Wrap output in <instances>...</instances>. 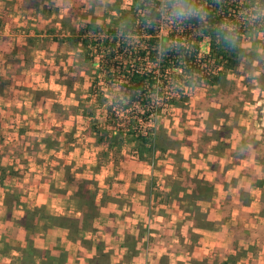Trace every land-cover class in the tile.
I'll return each mask as SVG.
<instances>
[{"label":"crops","instance_id":"crops-1","mask_svg":"<svg viewBox=\"0 0 264 264\" xmlns=\"http://www.w3.org/2000/svg\"><path fill=\"white\" fill-rule=\"evenodd\" d=\"M54 1L62 4L55 15L59 25L69 0H0V141L14 134L1 124V117L9 126L17 125L19 114L13 108L22 98L18 93L36 89L32 74L36 64L31 62L36 49L46 42L47 50H60L62 37L68 38L62 33L60 41L57 35L48 40L54 32L43 29L54 21V7L47 6ZM254 85L252 93L240 99L243 111L233 109L227 118L231 129L241 130L238 136L246 140L233 143L213 133L212 153L199 157L197 151L206 145L200 140L199 131L207 127L202 121L190 134L177 137L181 160L174 164L171 157L166 162L172 164L162 162L160 171L165 176L159 183L152 180L144 159L134 161L131 143L118 147L121 156L116 163L122 164L114 169V182L99 191L96 184L95 191L90 189L86 177L73 178L68 186L70 162L63 158L64 163L55 162L58 156L51 149L45 153L52 172L39 170L37 176L30 172L35 167H29V172L21 169L32 164L19 165L17 153H4L0 143V264H219L227 258L234 264H264V78ZM65 87L66 94L74 96L75 91ZM29 100L33 109L21 116L34 114L49 121L43 135L51 136L67 122L57 125L54 119L53 125V108L46 110V103L42 104L47 99ZM75 116L86 125H76L84 138L93 137V126L85 120L91 118L85 112ZM254 117L262 124L256 120L254 127ZM216 126L208 123V129ZM71 128H75L72 123ZM198 181L208 183L209 189ZM159 185L163 188L153 192ZM78 188L96 194L91 206L79 202ZM57 217L76 221L75 226L61 225Z\"/></svg>","mask_w":264,"mask_h":264},{"label":"rangeland","instance_id":"rangeland-1","mask_svg":"<svg viewBox=\"0 0 264 264\" xmlns=\"http://www.w3.org/2000/svg\"><path fill=\"white\" fill-rule=\"evenodd\" d=\"M69 1L67 15L63 16L64 20H61L59 25L55 24L56 19H58V16L55 15H59L57 9L60 8L61 12V2V5L57 1L52 2V5H47L49 8L54 7L53 15L51 16V19L54 20L53 23L43 28L44 30L49 29L54 32L53 36L49 37L48 40L57 35L56 39L60 41L59 37H61L62 33H66L68 38L62 37V42L64 43L60 50L55 51L49 48L47 50L45 42L39 46V49H36V54H33L31 62L37 65H33L35 70L32 72L33 79L37 80L36 89L33 90L34 87L30 88V90L24 88V90H20V93H18L23 99L18 98L17 107L13 108L19 114V117L15 120L17 125L9 126L4 116L1 117V121L4 122L1 124L7 127L5 128L8 129L7 131L13 129L17 137V139H13L15 136L13 133L6 134L0 141L2 144L1 150L6 154L17 153L21 161L19 165L25 164L26 161L32 165L34 164L33 166L25 164L26 166L21 168L22 170L29 172V167H35V170H31L30 172L37 174V176L39 175L37 173L39 170L42 171V174H50L52 172L49 169V167L52 168L49 166L51 160L45 152H47V149H51L54 153H57L56 157L58 156L55 162L64 163L63 159L70 162V165L65 166L68 172L66 176L69 179L67 185H71L73 178L86 177V180L92 185L90 189L94 190L95 186L93 185L96 184L99 191L100 189H104L105 183L111 184L114 182V172L117 170L115 167H119L122 164L116 163L117 157L121 156V149H118L117 146H109L117 143L120 147L124 143H131L132 148H130V151H132L134 161L138 162L136 159H144V166L150 171L149 175H151L152 180L155 183H159L158 181L161 182L165 176L160 171V168L162 169L163 167L162 162L168 165L172 164V162L175 164L176 161L181 160V148L180 150L177 148V137L182 138V136L190 134L194 131L193 127L200 126L198 124H201L202 121L207 123V127L202 126V129L199 131L201 133L200 137H202L200 140L204 144L206 143V145H203L204 147L200 151H197L200 154L199 157L202 154L207 155L212 153L213 133L214 136L221 135V138L228 137L233 143L239 141L241 137L238 134L241 135V130L233 131L227 118L233 109L237 113L243 111V108L241 110L240 99L250 95L249 93H252L256 81L264 78V28L257 31L250 29L242 36L240 43L242 52L237 64L231 70L222 73L220 79L213 86H208L206 79L201 76L200 80H192L189 83L183 84L184 87H178L172 83L167 88L165 87L164 95H170L164 100L158 98L159 103L157 104H160L161 111L148 113L144 116L146 119L145 123H148V127L154 128V132L150 138L146 136L147 144H142L136 137H128L126 135L127 130L123 126L124 119H128L127 117H129V115L124 114L125 109L130 110L131 107L136 105L137 110L133 113V117L137 115V118H141L142 109L140 105L136 100L132 102L128 97L124 96L125 94L122 92L121 82L119 81L120 78L116 74H113V71L106 73L99 70L97 63L98 55H95L96 51L94 50V46L96 45L94 41L97 38L94 36L93 38L86 39L85 44L87 47L85 48L82 42L86 36H81L80 40L76 41L75 34L76 31H80L84 27L85 23L91 22L101 26L103 31H105L106 26L116 28L123 21L122 18L128 16L127 10L133 0ZM54 3L56 4L55 6ZM159 38L164 41L166 34H161ZM134 39L135 37L131 39L132 45L135 44ZM199 45L200 53L207 51L206 40L201 41ZM42 49L45 52H41ZM85 51H87L86 54L88 53V56L92 57L93 60L86 62L83 59L81 53ZM116 61H118L116 63L118 66L121 62L123 65H128L129 63H133V57H129V54H118L116 55ZM202 73L199 75H202ZM66 84L71 88V91H75L74 96L69 97L66 94L68 91L65 87ZM92 84L94 85L93 88H91ZM112 89L118 93V97L114 102H110L108 96L109 90ZM24 97L28 100H24ZM31 97H36L37 100L40 98L47 99L42 103H46L44 108L46 110L49 107L53 108L55 115L60 117L53 118L55 115L53 117L49 115L53 119V125H55V122L57 125H63L62 121L67 122L57 130L54 128L56 131L50 134L51 136L43 135L46 132L41 133V131L46 128V124H50L49 121L41 118L38 119L34 114V116L32 115L29 118H22L24 114L27 115L26 111H32L33 109V102L29 100ZM84 99L87 101L85 102ZM37 104H39V101H37ZM248 109L251 110L252 108L249 107ZM76 112L79 114L85 112L87 117L91 118L89 120L86 118L85 120L89 125L94 126L92 133H94L93 137L95 139L92 136L90 139L89 137L85 139L82 134L84 131L76 128V125L77 127H79L78 125L82 127L86 126L85 124H80L83 118L76 117ZM202 112L204 113L203 115ZM91 114L93 116H90ZM140 118L138 119L141 120L142 118ZM258 119L254 117V127H256L255 122ZM9 120L11 119L9 118ZM78 120L80 122H76ZM258 121L260 122V120ZM71 123L73 127L75 125V128H71ZM208 123L216 124L217 126L215 129H212L214 127L208 129ZM224 125L225 127L223 128ZM142 132L144 134L145 130H142ZM100 134L107 137V140L97 142ZM108 136L115 137L117 141L111 144L108 141ZM161 137L165 140L164 144L162 143V150L164 151H161V147H159V142L162 140ZM248 139L250 140V136H248ZM245 140L241 138L240 142L242 143ZM15 148H18V150H15ZM140 151L143 154V158H139L138 156V152ZM83 154L85 155L83 156ZM238 154L239 150H235L234 155ZM191 155L196 158L198 157L195 154ZM171 157L172 162H166V159ZM22 170H19V172ZM80 175L84 177H80ZM88 177L90 179H87ZM77 181L79 180H76V183ZM159 188L162 189L163 185L156 186V190H153V192H159ZM98 191L95 193H98ZM91 196L94 201L96 194H92ZM7 250L11 249L9 247L7 249L6 247ZM237 252L236 256L238 257L241 255V250Z\"/></svg>","mask_w":264,"mask_h":264},{"label":"trees","instance_id":"trees-1","mask_svg":"<svg viewBox=\"0 0 264 264\" xmlns=\"http://www.w3.org/2000/svg\"><path fill=\"white\" fill-rule=\"evenodd\" d=\"M196 2L203 6V12L177 17L170 15V9L163 6L166 0H133L127 10L128 16L122 18L123 21L116 28L106 26L103 31L101 26L91 22L85 23L80 31L75 32L76 41H79L81 36H86L82 42L85 48L86 39L94 36L97 38L94 41L96 43L94 50L95 55H98L99 70L106 73L113 71L112 73L120 78L124 96L132 102L136 100L140 105L142 119L138 117L141 119L139 120L137 115L133 117L137 110V106L134 105L130 110L125 109L124 114L129 117L124 119L123 126L128 137H136L142 144H147V138L154 132V128L148 127V123H145L144 116L161 111L160 104H157L158 98L164 100L170 95H164L165 87L170 86V83L178 85L200 80L201 76L206 79L208 86H213L222 73L231 70L237 64L242 52L240 48L242 36L250 29L257 31L264 28V0H196ZM225 32L234 37L231 44L221 38ZM161 34H166L164 41L159 38ZM133 37L134 45L131 44ZM203 40L207 42V51L200 53L199 44ZM86 52L81 53L83 59L93 60ZM118 54H129V57H133V63L123 65L121 62L118 66L116 64ZM201 72L202 75H199ZM93 87L92 84L91 88ZM142 130H145L144 134ZM161 138L159 147L164 151L162 143L164 144L165 140ZM103 140H107V137L100 134L97 142ZM108 141L114 144L117 139L110 136ZM113 146L119 147L117 143L109 147ZM138 156L143 158L141 151L138 152ZM197 184L209 189L206 182L198 181ZM77 194L80 203L92 205L93 198L88 189L78 188ZM57 220L61 225L68 223L71 227L76 223L65 217H57ZM219 264L234 263L232 258H227Z\"/></svg>","mask_w":264,"mask_h":264},{"label":"clouds","instance_id":"clouds-1","mask_svg":"<svg viewBox=\"0 0 264 264\" xmlns=\"http://www.w3.org/2000/svg\"><path fill=\"white\" fill-rule=\"evenodd\" d=\"M163 6L170 9V15L177 17L194 15L196 12L204 11L203 6L198 4L196 0H166V4ZM221 38L229 44L234 40V37L228 32L223 33ZM177 86L184 87L183 83H178ZM108 96L110 102H114L118 97V93L112 89L109 90Z\"/></svg>","mask_w":264,"mask_h":264}]
</instances>
